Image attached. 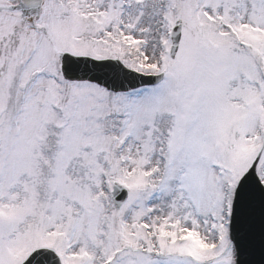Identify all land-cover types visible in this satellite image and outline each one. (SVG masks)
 I'll return each instance as SVG.
<instances>
[{
    "label": "snow or ice",
    "instance_id": "6c2138e0",
    "mask_svg": "<svg viewBox=\"0 0 264 264\" xmlns=\"http://www.w3.org/2000/svg\"><path fill=\"white\" fill-rule=\"evenodd\" d=\"M0 264H264V0H0Z\"/></svg>",
    "mask_w": 264,
    "mask_h": 264
}]
</instances>
